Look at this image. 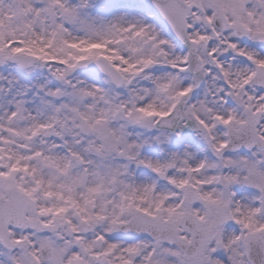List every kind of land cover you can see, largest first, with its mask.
I'll list each match as a JSON object with an SVG mask.
<instances>
[{"label": "snow or ice", "instance_id": "snow-or-ice-1", "mask_svg": "<svg viewBox=\"0 0 264 264\" xmlns=\"http://www.w3.org/2000/svg\"><path fill=\"white\" fill-rule=\"evenodd\" d=\"M0 264H264V0H0Z\"/></svg>", "mask_w": 264, "mask_h": 264}]
</instances>
